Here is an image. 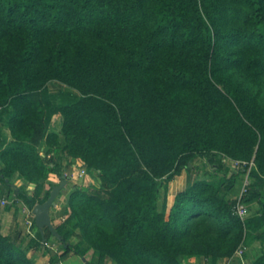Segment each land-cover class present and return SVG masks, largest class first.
Here are the masks:
<instances>
[{"label": "trees", "instance_id": "trees-1", "mask_svg": "<svg viewBox=\"0 0 264 264\" xmlns=\"http://www.w3.org/2000/svg\"><path fill=\"white\" fill-rule=\"evenodd\" d=\"M236 74L264 85V0H0V126L7 117L11 136L0 130V184L33 210L55 184L44 179L71 177L40 151L60 144L56 120L69 167L95 179L67 192L65 218L52 220L62 239L36 226L24 245L0 224V264H35L43 248L50 264L71 252L87 264H218L264 242V100ZM50 81L66 85L58 102ZM199 156L216 173L174 193ZM222 156L254 161L248 218L234 211L247 168L228 173Z\"/></svg>", "mask_w": 264, "mask_h": 264}, {"label": "crops", "instance_id": "crops-1", "mask_svg": "<svg viewBox=\"0 0 264 264\" xmlns=\"http://www.w3.org/2000/svg\"><path fill=\"white\" fill-rule=\"evenodd\" d=\"M0 164H1V160H0ZM201 166H208V165L203 160L202 157L200 156L196 157L189 165L187 171L184 174L177 176L173 180L172 182L173 192L175 193L181 185H188L195 182L197 179L210 177L211 175L205 174V170H203ZM19 182L23 183V180L19 179ZM173 183L174 185L177 184V187H174ZM18 185L21 184L18 183ZM33 187L34 184H31L30 188ZM63 192L64 194L59 197V201H62L64 205V203L66 202V194L68 190H65ZM5 196H6L5 194H1L0 192V198H5ZM23 205H25V203L20 201L16 206L19 208V211H17L15 206H12L11 208H7V206L3 207L2 204H0V224L2 226V232L4 234L17 236L19 237L18 240L22 241L24 245H26L27 242L35 235L36 227L34 229L33 225H30L31 221L33 223L35 221L33 211H31L29 208H25L26 205L25 206ZM63 205L61 206L58 203L53 205L51 209L52 220H55L54 218L56 217H58L59 219H63V217L65 216L63 213ZM56 206L58 208H56ZM26 211H31L32 213L29 214ZM54 211L55 214H53ZM25 223H27L28 225H25ZM74 239L77 240L78 238L74 237ZM253 242L254 243H252L251 246L249 247V251L251 252V254L249 255L248 260L251 262H253L256 258H258V256H260L264 251V247L258 244L260 243L258 239H256V241ZM50 250L53 251L52 248H50ZM48 252L49 251H47V249L45 248L38 251L35 255V264H50V260H49L50 254ZM93 254H94L93 250H91L88 253L87 259H91ZM95 255L98 256L99 253L96 252ZM183 262L187 264H210L209 260L206 257H201V258L187 257V258H183ZM56 264H87V262H86V258L84 260L83 257L71 252L61 262ZM105 264H116V263L112 258H109L106 260Z\"/></svg>", "mask_w": 264, "mask_h": 264}, {"label": "rangeland", "instance_id": "rangeland-1", "mask_svg": "<svg viewBox=\"0 0 264 264\" xmlns=\"http://www.w3.org/2000/svg\"><path fill=\"white\" fill-rule=\"evenodd\" d=\"M236 79L239 80V81H242L243 85L248 89L250 90L251 92H258L261 96V98L264 100V85H261V86H258V85H254L252 84L251 82H249L248 80L244 79L241 75L239 74H236ZM66 88V85H62L61 83H59L58 81H50L46 87H45V92L46 94L49 96V97H55L54 95H56L57 97L56 98V101H60L61 100V90ZM53 128L56 129L57 131L60 132V144L56 147L58 148L56 150L55 147H49L48 145L46 144H42L40 146V151L42 153H48L50 154V156L52 157V159L55 160L56 163H58V166L62 169H64L66 172H70V178L68 179V182L66 184V186L62 189V192L60 193L59 197L62 196L64 194L63 191L65 190H68L73 188V186L75 184H78V183H81V184H92L93 181H95L94 177H90V175L85 171V169H81L79 172L76 171V170H72L69 165H68V159L66 158V153L64 151V145L66 144L67 140L65 138V136L61 133V122L60 120H56L55 122V125H53ZM0 130L1 132L9 139H11V136H10V133H9V130L7 129V117H4V119L2 120V123H1V126H0ZM223 158L222 157H218L217 159H221ZM215 160L214 162H218L219 160ZM226 164V163H225ZM213 166V165H212ZM200 167V166H199ZM203 168V170H205V174H214L216 173L212 168H211V165L209 164L208 166H201ZM226 167L228 168V173H231L233 172V170L231 169V167L229 165L226 164ZM71 169V170H70ZM77 174V176L74 175ZM219 174L222 175V172H220ZM19 177L17 175H15L13 177V182H15L17 185L18 183L19 184H23V183H20L19 182ZM18 182V183H17ZM43 182L45 184L47 183H51V182H55V184H58L60 182V179H58V177H56L55 174H51L49 176V178L47 179H44ZM21 185H18V186H21ZM174 185V183H173ZM174 187H177V184L174 185ZM35 188V184H34V187ZM242 188V186H241ZM0 192L1 194H5V198L6 200L8 201L7 204L3 205V207H6L8 206L9 204L12 205V206H17L16 205V202H17V199L15 197V195L13 193H9L8 192V186L6 185V183H2L0 184ZM239 195V194H238ZM59 197L56 199L55 201V204H60L61 206L63 205L62 201H59ZM54 204V205H55ZM25 206V205H23ZM25 208H28L27 206ZM56 208H58L56 206ZM258 205L256 204H253L250 206V210H249V214L248 216H251L255 211L258 210ZM27 210V209H26ZM31 211H33L32 209H30ZM55 210V209H54ZM57 210V209H56ZM31 211H26L27 213L31 214L32 212ZM55 214V211L54 213ZM248 216L246 218H248ZM65 217H63L64 219ZM56 223H59L61 222L63 219H59L58 217L54 218ZM26 221V220H25ZM25 225H28L27 223H25ZM35 223L33 224V228L35 229ZM73 240H76L73 238ZM256 241V240H254ZM258 241L260 243V246H263L264 247V242L260 239H258ZM254 243V242H252ZM252 243H242L240 244L239 246L241 245H244L246 247L245 251L243 254L241 255H238L236 254V251L238 248L235 250V252L232 254V255H229V256H223L222 258L219 259V263L218 264H227L226 262H235L237 264H252L251 261L248 260L249 258V255L251 254V252L249 251V247L251 246ZM49 248H52L53 251H61L62 249V246L61 244L56 240V238L54 236L51 237V241L49 243ZM187 258V257H185ZM208 260L209 258L206 257ZM186 260V259H185ZM184 264H187V263H184Z\"/></svg>", "mask_w": 264, "mask_h": 264}, {"label": "built area", "instance_id": "built-area-1", "mask_svg": "<svg viewBox=\"0 0 264 264\" xmlns=\"http://www.w3.org/2000/svg\"><path fill=\"white\" fill-rule=\"evenodd\" d=\"M49 156H50V154L48 155V157ZM223 161L231 167L233 172H237L238 169L241 167L247 168V174L244 178L241 191H240L239 195L236 197V203L234 206L235 213L238 214L241 218L245 219L249 214V208H248V205L243 201V197L247 193L248 186L250 185V182H251L250 172H251L252 167L254 166V161L248 162L245 160L233 159V158H230L228 156H224ZM7 203H8V201L6 200V198H0V204L5 205ZM33 224L34 223L31 221L30 225H33ZM245 249H246V247L244 245L239 246V248L236 251V254H238V255L243 254ZM226 263L227 264H237L235 262H226Z\"/></svg>", "mask_w": 264, "mask_h": 264}, {"label": "water", "instance_id": "water-1", "mask_svg": "<svg viewBox=\"0 0 264 264\" xmlns=\"http://www.w3.org/2000/svg\"><path fill=\"white\" fill-rule=\"evenodd\" d=\"M67 182L68 179L63 177L58 184L53 185L47 200L37 203L33 208L35 224L40 229V231L43 232L44 228L48 227L59 239H62V235H60L52 221L51 209L55 204L56 199L59 197L62 189L66 186Z\"/></svg>", "mask_w": 264, "mask_h": 264}]
</instances>
